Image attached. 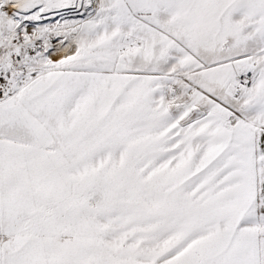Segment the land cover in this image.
<instances>
[{"label": "snow or ice", "instance_id": "snow-or-ice-1", "mask_svg": "<svg viewBox=\"0 0 264 264\" xmlns=\"http://www.w3.org/2000/svg\"><path fill=\"white\" fill-rule=\"evenodd\" d=\"M0 264H264V0H0Z\"/></svg>", "mask_w": 264, "mask_h": 264}, {"label": "rangeland", "instance_id": "rangeland-1", "mask_svg": "<svg viewBox=\"0 0 264 264\" xmlns=\"http://www.w3.org/2000/svg\"><path fill=\"white\" fill-rule=\"evenodd\" d=\"M77 19H79V17H76Z\"/></svg>", "mask_w": 264, "mask_h": 264}]
</instances>
